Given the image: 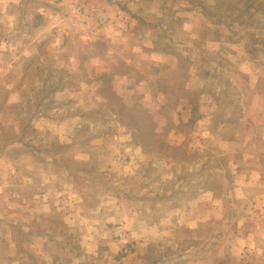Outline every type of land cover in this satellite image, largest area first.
Segmentation results:
<instances>
[{"label": "rangeland", "instance_id": "1", "mask_svg": "<svg viewBox=\"0 0 264 264\" xmlns=\"http://www.w3.org/2000/svg\"><path fill=\"white\" fill-rule=\"evenodd\" d=\"M227 50L264 82V0H0V264H264Z\"/></svg>", "mask_w": 264, "mask_h": 264}, {"label": "crops", "instance_id": "2", "mask_svg": "<svg viewBox=\"0 0 264 264\" xmlns=\"http://www.w3.org/2000/svg\"><path fill=\"white\" fill-rule=\"evenodd\" d=\"M220 45V42H218ZM212 44V43H211ZM219 48L217 47V50ZM228 54L231 53V56L233 58V60L231 59V63L229 65L230 68H232V70H234L233 72H231L230 70H228L229 68H224V70L227 73L231 72V76L234 78L235 81L239 80L236 82V85L239 86V90L241 91V93H237V94H251L252 97H254V99L261 95L262 97L264 96V91L261 90V84L264 85V82L258 81V77H259V70H257V64L255 61L251 60L249 61V59H246L245 57H236L233 56V52L230 50H227ZM245 58V59H244ZM253 74H256V77L253 78H247L245 75L247 76H251ZM231 77V79L233 80V78ZM203 94H218V92H214L211 93L209 91V93L203 92Z\"/></svg>", "mask_w": 264, "mask_h": 264}, {"label": "built area", "instance_id": "3", "mask_svg": "<svg viewBox=\"0 0 264 264\" xmlns=\"http://www.w3.org/2000/svg\"><path fill=\"white\" fill-rule=\"evenodd\" d=\"M116 232H117L118 234H120V231H119V230H117Z\"/></svg>", "mask_w": 264, "mask_h": 264}]
</instances>
